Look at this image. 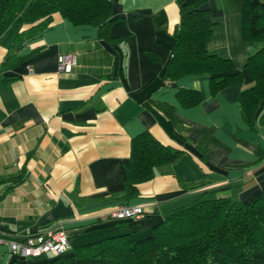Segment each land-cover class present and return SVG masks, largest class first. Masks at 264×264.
<instances>
[{
    "label": "crops",
    "instance_id": "crops-1",
    "mask_svg": "<svg viewBox=\"0 0 264 264\" xmlns=\"http://www.w3.org/2000/svg\"><path fill=\"white\" fill-rule=\"evenodd\" d=\"M110 1L112 41L60 13L33 39L17 38L14 30L0 40V67L13 45L22 58L5 72L13 79L0 85L2 234L60 228L71 248L126 233L140 239L196 199L249 202L264 189V100L253 126L244 121L239 101L252 78L215 93L209 74L165 80L180 21L177 0ZM206 6L214 23L208 51L244 70L262 44L243 36V0H209ZM62 54L76 56L70 71L58 70ZM182 89L197 90L200 100L184 105ZM146 131L184 153L139 184L137 196L126 197L131 143ZM122 204L143 206L145 216L113 219L111 212ZM49 263L19 258L0 244V264Z\"/></svg>",
    "mask_w": 264,
    "mask_h": 264
},
{
    "label": "trees",
    "instance_id": "trees-1",
    "mask_svg": "<svg viewBox=\"0 0 264 264\" xmlns=\"http://www.w3.org/2000/svg\"><path fill=\"white\" fill-rule=\"evenodd\" d=\"M208 1L177 0L180 21L164 78L173 82L185 75L209 74L215 93L251 77L253 85L240 92L239 101L244 121L253 126L264 100V0H243V36L262 44L244 70H237L231 59L208 51L214 26ZM55 13L74 24L93 25L101 37L112 41L109 31L116 18L110 0H0V40L14 30L17 38L33 39L51 25ZM14 48L0 67V85L13 79L5 72L22 61ZM179 95L186 106L200 100L197 90L182 89ZM165 107L174 118L173 108ZM200 150V158L206 160V153ZM183 153L147 131L134 137L125 169V196H137L139 184L154 178L157 168L177 162ZM38 258H48L49 264H264V189L249 202L226 196L196 199L167 214L145 238L120 234L75 246L62 255Z\"/></svg>",
    "mask_w": 264,
    "mask_h": 264
},
{
    "label": "built area",
    "instance_id": "built-area-1",
    "mask_svg": "<svg viewBox=\"0 0 264 264\" xmlns=\"http://www.w3.org/2000/svg\"><path fill=\"white\" fill-rule=\"evenodd\" d=\"M76 62L75 55H60L58 60L59 72L70 71ZM110 216L117 220H140L145 216V210L141 205L122 204L114 209ZM2 232L0 220V244L6 243L10 254L20 258H38L44 255L58 256L71 249L67 232L60 228L21 236L2 234Z\"/></svg>",
    "mask_w": 264,
    "mask_h": 264
}]
</instances>
